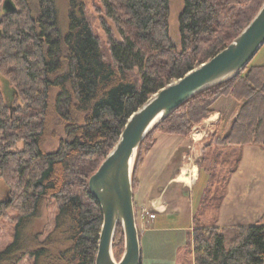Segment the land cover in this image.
Returning a JSON list of instances; mask_svg holds the SVG:
<instances>
[{
	"label": "trees",
	"instance_id": "1",
	"mask_svg": "<svg viewBox=\"0 0 264 264\" xmlns=\"http://www.w3.org/2000/svg\"><path fill=\"white\" fill-rule=\"evenodd\" d=\"M101 1L107 53L82 1L72 0L65 31L55 0H17L18 11L3 17L0 0V71L7 80H0V177L13 194L1 207L17 211L14 239L1 249L0 264H19L26 255L32 264H95L104 218L91 193L92 174L135 110L226 48L264 3L185 0L178 48L170 0ZM228 96L237 102V114L230 121L221 113L209 142L264 145V64L250 62L239 75L193 95L148 132L134 165V188L140 157L159 132L189 136ZM55 140L59 147L46 150ZM240 159L238 154L229 172ZM49 200L58 211L43 237L34 224ZM194 237L196 264H264V224L199 226ZM114 241L118 260L125 247L121 224Z\"/></svg>",
	"mask_w": 264,
	"mask_h": 264
},
{
	"label": "crops",
	"instance_id": "2",
	"mask_svg": "<svg viewBox=\"0 0 264 264\" xmlns=\"http://www.w3.org/2000/svg\"><path fill=\"white\" fill-rule=\"evenodd\" d=\"M237 108L230 121L236 116ZM221 113L223 110L217 109L207 118L204 124L212 122L214 128L207 127L196 133L195 139L191 135L181 137L159 132L156 141L140 157L136 167L134 205L142 264H196L195 230L199 226H211L206 222L197 223L196 211L209 197L217 209L215 225L219 227L250 224L256 213L264 214V203L260 199L252 200L249 194H244L243 188L246 176L253 170L246 164L249 148L259 144L216 145L206 140L207 133L210 135L216 129ZM201 145L206 151L234 150L241 156L239 167L222 174L220 181L214 183L213 170L204 171L199 162ZM145 207L156 212V217L143 216Z\"/></svg>",
	"mask_w": 264,
	"mask_h": 264
},
{
	"label": "water",
	"instance_id": "3",
	"mask_svg": "<svg viewBox=\"0 0 264 264\" xmlns=\"http://www.w3.org/2000/svg\"><path fill=\"white\" fill-rule=\"evenodd\" d=\"M2 1V13L15 14L18 11L17 0ZM263 44L264 3L248 26L226 48L186 75L169 82L130 116L121 137L89 180L91 193L102 206L104 218L95 264H141L133 169L137 152L148 132L193 95L239 75ZM15 110L16 107H10L11 115ZM7 199L11 202L13 198L9 195ZM118 224L124 229L125 247L123 256L117 260L113 247Z\"/></svg>",
	"mask_w": 264,
	"mask_h": 264
},
{
	"label": "rangeland",
	"instance_id": "4",
	"mask_svg": "<svg viewBox=\"0 0 264 264\" xmlns=\"http://www.w3.org/2000/svg\"><path fill=\"white\" fill-rule=\"evenodd\" d=\"M37 3L38 0H33ZM57 3V10L59 14V22H61V27L63 30H67L70 24L69 15L71 11L72 0H55ZM82 1L85 5V9L87 10L88 16L92 21L95 32H97L104 43V49L107 53V35L106 31H104L101 25V16H104L105 9L102 8L101 0H79ZM171 5V14H170V28L172 40L179 47H181V32H180V13L183 11L185 7V0H170ZM1 17H3V13H1ZM111 24L114 25L113 21L110 20ZM118 37L119 34H118ZM251 64L253 65H261L264 64V44L261 46L260 51L251 59ZM0 80L5 84L6 78L3 76L2 71H0ZM234 104V105H233ZM11 105L14 107L16 105V100H14ZM235 107H238L237 102L233 97L228 96L224 97L221 101L217 103L215 106L217 109L223 110V115L228 119L233 115V111H235ZM238 110V108L236 109ZM209 118V117H208ZM219 119V118H218ZM207 120V119H206ZM219 121V120H218ZM206 123V121L204 122ZM197 124L194 126L192 133L190 134L195 139V134L198 132H203L204 129L214 128V124L211 122L209 124ZM204 124V125H203ZM209 125V126H208ZM213 126V127H212ZM211 132V131H207ZM212 134V133H211ZM211 134L207 133L206 140L211 138ZM177 135V134H175ZM208 138V139H207ZM205 140V141H206ZM210 141V140H209ZM61 141L55 140V142L49 144L47 146L48 151H55ZM232 148V147H231ZM255 148V149H254ZM254 148H249V155L247 156V165L251 166L253 170L246 176L247 182L244 184V194L250 195L252 200L260 199V202L264 203V145H254ZM145 151V150H143ZM226 151V150H225ZM138 153V152H137ZM234 150L229 149L227 152H224L222 148L218 149H208L206 151L205 147L201 145L198 148L199 162L201 167H203L204 171L213 170L212 178H214V183L220 181V176L225 174L231 170L233 164H236L235 158L237 157V153L234 154ZM142 154V153H141ZM137 157V155H136ZM137 159V158H136ZM210 165L211 168H208ZM136 181V180H135ZM242 188V189H243ZM9 195L12 197L13 194L11 189L7 187L4 180L0 177V251L8 244L12 242L14 239V231L16 227V222L12 220V217L16 215L17 211L11 206L7 208L1 207L3 202H8L7 198ZM203 206L196 211V217L198 218V222H206L209 225H215L217 216L216 207H214L213 201H211V197L207 200H204ZM43 214L35 220L34 229L43 232V237L47 236L48 231H50L55 224V216L58 211L57 205L54 200H49L44 206ZM250 224L261 223L264 224V214L256 213L253 221H249ZM188 252V250H187ZM115 254V253H114ZM188 255V254H187ZM33 259L30 256H27L19 263V264H32Z\"/></svg>",
	"mask_w": 264,
	"mask_h": 264
},
{
	"label": "built area",
	"instance_id": "5",
	"mask_svg": "<svg viewBox=\"0 0 264 264\" xmlns=\"http://www.w3.org/2000/svg\"><path fill=\"white\" fill-rule=\"evenodd\" d=\"M142 215L143 216H149L150 218H155L157 214H156V212L149 210L147 207H145L142 210Z\"/></svg>",
	"mask_w": 264,
	"mask_h": 264
}]
</instances>
